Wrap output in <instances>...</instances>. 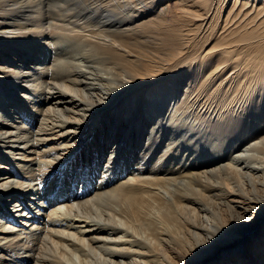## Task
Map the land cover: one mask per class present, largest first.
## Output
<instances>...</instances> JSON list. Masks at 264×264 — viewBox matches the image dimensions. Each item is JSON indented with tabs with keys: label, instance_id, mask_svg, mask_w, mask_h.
Masks as SVG:
<instances>
[{
	"label": "bare ground",
	"instance_id": "1",
	"mask_svg": "<svg viewBox=\"0 0 264 264\" xmlns=\"http://www.w3.org/2000/svg\"><path fill=\"white\" fill-rule=\"evenodd\" d=\"M229 1L0 0V264H264V0ZM190 32L194 88L154 81Z\"/></svg>",
	"mask_w": 264,
	"mask_h": 264
},
{
	"label": "rangeland",
	"instance_id": "2",
	"mask_svg": "<svg viewBox=\"0 0 264 264\" xmlns=\"http://www.w3.org/2000/svg\"><path fill=\"white\" fill-rule=\"evenodd\" d=\"M175 1L176 0H160V3H159V5H158V7L160 8V10L162 9V5L164 4L165 6H167V7H169V9L171 10V11H175ZM232 0L231 1H229L228 3H227V5L225 6V8H224V10H226L227 12L229 11V9L231 8V6H232ZM157 7V8H158ZM169 10V12H171ZM152 11H154V10H152ZM162 11H166V9H164V10H162ZM173 11V12H174ZM224 12L225 14L227 13V12ZM173 12H171V13H173ZM152 13H148L147 12V17H149L150 15H151ZM167 14V16H170L169 14H168V12L166 13ZM204 32H206V31H204ZM204 32H202L201 34L199 33V37H201V36H204L205 34H204ZM221 32V30H219V33ZM185 33V32H184ZM191 33V34H190ZM190 33H188V35H184V39H186V40H184L185 41V43H184V48H183V50L182 51H184V52H182L179 56H180V58H182L181 60L184 62H180V64H178L179 66H177V65H173V63H174V61L173 60H170L168 57H167V55H166V53H165V46L163 45V42H165V40H162V39H157V37H155L156 36V33L155 34H150V35H148V37L145 39L146 40V44H147V41L149 40V42H150V40H151V42L153 41V42H155V43H153L155 46H157L156 44H158V48L160 49V47H161V49L159 50V49H157V50H159L158 52H157V50H156V54L157 55H155L154 53H155V51L154 52H152V53H150L151 54V56L153 57V60H154V62L156 63H154L155 64V66H154V68L156 69L157 67H159V72H157L158 73V77L154 80V81H163V82H167V81H171V82H173L174 84H175V86H176V84H179V80H183V84L181 85H179V86H177V87H179L180 89H182V87L184 88V89H186L187 87H188V85H191V84H187V86L185 85L186 84V82L187 83H189L190 81H191V83L193 84L192 85V87H191V89H193L194 88V84H195V79L193 78L194 77V73L196 72V69H198L197 68V66H198V64H200V61H201V59L203 58V56L205 55V53L208 51V49H210V47L212 46V44H213V42L214 41H209V42H207L208 44H207V46H206V44L204 45V46H202L201 44V46L200 45H198V46H195V45H193L194 43H193V41H194V39L192 40L191 38H194V36H196L197 35V33L196 34H194L193 32H190ZM204 34V35H203ZM153 35H154V38H156L155 40H153L154 38H153ZM150 36H152V37H150ZM186 36H189V37H186ZM192 36V37H191ZM149 38V39H148ZM150 38H152V39H150ZM196 38V37H195ZM188 39L190 40L189 42H188ZM159 40H162V41H159ZM159 41V42H158ZM187 41V42H186ZM161 42H162V44H161ZM190 42H192V43H190ZM160 43V44H159ZM188 43H189V45H188ZM211 43V44H210ZM161 45H163V46H161ZM191 45V46H190ZM188 46V47H187ZM164 47V48H163ZM186 47V48H185ZM191 47L194 49V50H192L191 49ZM197 49H196V48ZM202 47H204V48H202ZM80 48V47H79ZM163 48V49H162ZM149 49V48H148ZM199 49V50H198ZM205 49V50H204ZM149 50H151V48L149 49ZM186 50H188V52L190 51V53H185L186 52ZM192 50V51H191ZM197 50V51H196ZM203 50V51H202ZM164 51V53L165 54H163L162 52ZM167 52V51H166ZM188 54H189V56H188ZM192 54V55H191ZM184 55V56H183ZM190 55L192 56V59H191V57H190ZM159 56V57H158ZM161 56V57H160ZM181 56H183V57H181ZM186 56H188L187 58H186ZM196 56V57H195ZM164 57V58H163ZM167 57V58H166ZM194 57V58H193ZM180 58H178L179 60H180ZM167 59V60H166ZM169 59V60H168ZM193 59H194V61H193ZM161 60V61H160ZM186 60H188V61H186ZM189 60H191V61H189ZM197 61V62H196ZM165 62H166V64H165ZM190 63V64H188V63ZM184 65H183V64ZM194 63V64H193ZM197 63V64H196ZM188 64V65H187ZM156 65H158V66H156ZM169 65V66H168ZM171 65V66H170ZM163 68V67H165V70L166 71H163L164 69H162L161 67ZM191 66V67H190ZM169 67H170V69L171 70H169ZM175 69H174V68ZM185 67V68H184ZM167 68V69H166ZM180 68V69H179ZM158 69V68H157ZM156 69V70H157ZM160 69H162V70H160ZM175 71H174V70ZM184 70V71H183ZM178 72V73H177ZM205 72V70H203L202 71V73H204ZM230 72V70L229 71H227V73L225 72V73H223V77L221 76V78L220 79H218V80H216L215 79V84H212L213 86H217L220 82H221V79L223 80L222 81V83L225 85V87H227L226 85V83H227V74ZM206 73V72H205ZM204 73V74H205ZM183 75H184V78H183ZM226 75V76H225ZM162 76V77H161ZM200 76H201V74H200ZM186 77V78H185ZM225 79V80H224ZM185 86V87H184ZM137 89V88H136ZM197 88H196V86H195V92H194V94L191 96V98L190 99H192L196 94H200L199 95V97H198V99L200 100V101H202V99L203 98H207L206 96L207 95H212L213 94V98H214V96L216 95V93H214L213 92V88H211L210 86L209 87H207L206 89H198V91L196 90ZM197 91V92H196ZM201 94H202V96H201ZM210 95V96H211ZM177 97V96H176ZM175 97V98H176ZM201 97V98H200ZM212 97V96H211ZM217 98V97H216ZM215 98V99H216ZM193 101H195L194 99H193ZM241 102V101H240ZM239 102V104L238 103H233V106H235V109H237V110H239L240 111V109H241V103ZM239 107V108H238ZM213 108V107H212ZM191 110V109H190ZM190 110H185V112L183 111V112H181L180 113V117H181V119H182V123L181 124H183V123H185V124H187L188 122H190V120H191V118L193 117V115L195 114L196 115V113H191L190 112ZM199 110V109H198ZM212 111V110H211ZM188 112V113H187ZM183 114H185V115H183ZM188 115V116H187ZM186 117V119H185V117ZM185 120V121H184ZM180 128H181V130H180ZM167 130V131H166ZM184 130V131H183ZM209 130V129H208ZM162 131H164L165 133H164V135L165 134H167V135H165V136H167V137H171V136H173V141H181L180 142V144H182V146H181V149L183 148V149H189L190 148V146L187 144H184V142L185 141H187V139L189 138V137H191V136H193L194 138H196V137H198V139H200V140H203V141H206V142H209V141H211V140H215L216 139V137H219V136H221V135H218V133L217 132H212V131H205L204 132V135L203 134H201V133H197V131L195 132L194 130H187V133H185L186 132V128H182V127H174V126H169L167 129H162ZM191 131V132H190ZM170 132V133H169ZM180 132V133H179ZM208 132V133H207ZM194 133V134H193ZM203 133V132H202ZM171 135V136H170ZM186 137H185V136ZM199 135V136H198ZM209 137H207V136ZM210 135V136H209ZM164 136V137H165ZM201 136V137H200ZM227 136V138L229 137V135H226ZM226 136H224L225 138H226ZM188 137V138H187ZM224 138V139H225ZM229 138H231V137H229ZM166 139V138H165ZM176 139V140H175ZM186 139V140H185ZM247 140H249L248 138H247ZM247 140H245V141H247ZM259 141V140H258ZM261 142H263V140L262 141H260V143ZM244 143V142H243ZM259 143V142H258ZM257 143V144H258ZM264 143V142H263ZM263 143H262V145H263ZM260 145V144H259ZM261 146V145H260ZM237 148H235V150H236ZM226 153H224V154H226L224 157H222L224 160H226L225 162L226 163H230V161H229V159H228V157H230L231 155V152L229 153L228 152V150H226L225 151ZM254 152V151H253ZM15 156H16V153H15ZM23 155H18V157H17V160L16 161H23V157H22ZM24 156H26V154L24 155ZM25 160H30V158H26ZM63 166V165H62ZM62 166H61V168H62ZM59 167V166H58ZM100 169V168H99ZM70 171H73V169H71ZM84 170L82 169L81 170V172H83ZM125 174H128V171H126L125 172ZM71 175H73V176H71L72 178H74L76 175H78V173L76 174V171L73 173V174H71ZM81 176V175H80ZM124 176V175H123ZM50 191H51V189H49L48 188V192L47 193H49V200H47L46 202H48V203H46V208L45 209H43V214L42 215H38V214H36V212L37 213H39L37 210H38V208L35 210V209H33L32 210V208H35V206L34 207H32L31 209H26L25 211H23V212H25V213H28V211H31V212H33V215H32V217L34 218V219H37V217L38 218H43L44 217V214H48L49 212L51 213L52 211H51V209H54V207H50L52 204H55V202H56V200H57V197H56V194H53V191H52V193H50ZM51 194L54 196H51ZM52 198H51V197ZM46 197V196H45ZM44 197V198H45ZM54 199H56V200H54ZM53 200V201H52ZM8 208H10V207H8ZM7 208V209H8ZM25 208H26V206H25ZM41 213V212H40ZM36 216H35V215ZM29 216V215H28ZM43 216V217H42ZM53 216V215H52ZM27 217V216H26ZM17 219V218H16ZM20 220H23V219H18L17 221H20ZM9 221H12V224L14 225V224H16L15 223V221H13V220H11L10 219V215H9V212L7 211V212H3V211H1L0 212V223H1V225H4V223H6V222H8L9 223ZM34 221V220H33ZM33 221H29L30 223L31 222H33ZM262 222H260V224H258V227H257V230H256V232L260 229V228H262ZM18 225H20V224H18ZM20 227V226H19ZM24 227V226H23ZM72 231V230H71ZM255 232V233H256ZM68 257L67 256H65V259H66V263L67 264H79V261H78V259L76 258V257H73L71 260L70 259H67ZM74 259H75V262H73L74 261ZM70 260V261H69ZM72 262V263H71ZM77 262V263H76Z\"/></svg>",
	"mask_w": 264,
	"mask_h": 264
}]
</instances>
